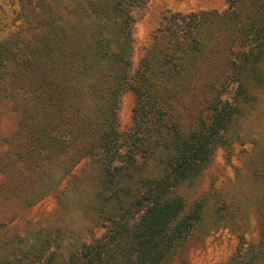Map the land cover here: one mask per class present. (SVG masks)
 I'll return each mask as SVG.
<instances>
[{
    "label": "trees",
    "instance_id": "trees-1",
    "mask_svg": "<svg viewBox=\"0 0 264 264\" xmlns=\"http://www.w3.org/2000/svg\"><path fill=\"white\" fill-rule=\"evenodd\" d=\"M226 1L224 11L166 16L137 64L132 14L150 0L13 1L0 29V105L15 118L1 193L27 206L54 196L65 213L19 248L6 241L0 264L41 258L83 229L104 233L66 264H162L184 245L204 212L178 189L239 138L264 99V0ZM258 201L264 245V194ZM242 254L256 264L255 250Z\"/></svg>",
    "mask_w": 264,
    "mask_h": 264
},
{
    "label": "rangeland",
    "instance_id": "rangeland-1",
    "mask_svg": "<svg viewBox=\"0 0 264 264\" xmlns=\"http://www.w3.org/2000/svg\"><path fill=\"white\" fill-rule=\"evenodd\" d=\"M13 1L0 0V29L11 24L16 9ZM228 7L226 0H150L145 9L132 14L137 20V41L133 52L135 63L142 58L143 49L166 16L224 11ZM121 104L120 119L124 129L132 117L134 95L128 93L123 96ZM14 127V116L10 115L7 106L0 105V163L9 155L7 139ZM237 129L239 138L230 147L215 153L201 177L195 183L178 189L188 208L201 203L204 213L184 245L162 264H241V254L249 250L258 253L254 263L264 264V256L259 254L264 249L259 224V212L262 210L259 201L256 202L264 194V99L258 100L250 114L243 116ZM1 172L0 253L5 246L10 247L6 243L8 240L16 238L15 245L19 248L21 239L33 241L38 238L64 210L54 196H48L33 206H27L23 199L5 198L1 191L7 184V177ZM103 233L98 228L87 233L85 229L73 234L67 232V239L70 235L74 238L67 240L65 247H55L54 244L41 258L38 256L42 253H33L26 255V261L24 255H20L15 261L9 258L1 264H66L75 248H81L87 239L102 237Z\"/></svg>",
    "mask_w": 264,
    "mask_h": 264
}]
</instances>
